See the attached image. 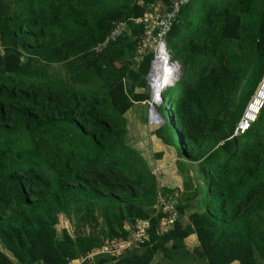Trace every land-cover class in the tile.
I'll list each match as a JSON object with an SVG mask.
<instances>
[{"label": "trees", "instance_id": "trees-1", "mask_svg": "<svg viewBox=\"0 0 264 264\" xmlns=\"http://www.w3.org/2000/svg\"><path fill=\"white\" fill-rule=\"evenodd\" d=\"M156 1L173 3L0 0V264L264 263V104L234 135L264 75V0H197L166 36L182 71L159 107V134L198 173L165 229L157 192L168 201L172 191L121 121L148 99L136 89L148 88L152 56L135 53L143 23L134 19ZM60 215L74 219L73 234L57 231ZM137 219L149 222L139 247L86 257L127 238ZM158 252L167 262L154 261Z\"/></svg>", "mask_w": 264, "mask_h": 264}, {"label": "rangeland", "instance_id": "rangeland-1", "mask_svg": "<svg viewBox=\"0 0 264 264\" xmlns=\"http://www.w3.org/2000/svg\"><path fill=\"white\" fill-rule=\"evenodd\" d=\"M196 2L197 0H192L193 6ZM151 5L152 7H149V4L145 6V11L149 14L153 13L155 10H161L163 8V4L158 1L151 3ZM174 47L175 39L167 40V48L172 51ZM55 70H60V68L56 66ZM179 86L180 80L163 93L165 103L173 98L176 91L179 89ZM151 89V85L144 89L137 88V91H147L148 99L134 103L130 110L124 115V118H121L122 126H124L125 119V141L129 146L142 155L152 172L158 167H160L159 169H162V174L158 172L156 173L158 186H161L164 191H166L165 189H169L172 192L167 193L168 201H165V197L161 195L160 191L158 192L157 197L160 201L164 200L167 205H171L173 210L176 211V207L174 208V206H176L177 201L178 204H181V202L184 203L185 201V195H183L185 191L183 182L187 177H195L197 175V164L189 161L184 156L178 155L173 147L165 144L160 137L159 132L165 124V117L159 110L161 102H155L153 100ZM195 181L199 180L195 179ZM178 192H180L179 197ZM170 208V206H165L163 211H167ZM187 211H189V209H187ZM179 217L180 216L177 215L176 220L178 219L179 221ZM73 220L74 219H67L60 215L56 224L57 231L60 232L62 228H66L70 234H73L75 229L72 225ZM137 220H135V222ZM168 225L170 224L165 223V221H161L160 223L162 229H165ZM131 226L126 225V228ZM157 260L164 263L167 262V259L162 256L161 252L156 253L154 261Z\"/></svg>", "mask_w": 264, "mask_h": 264}, {"label": "built area", "instance_id": "built-area-1", "mask_svg": "<svg viewBox=\"0 0 264 264\" xmlns=\"http://www.w3.org/2000/svg\"><path fill=\"white\" fill-rule=\"evenodd\" d=\"M189 0H172L170 8L164 7L161 10H155L153 13L149 14L144 11V15L141 18L134 19L136 22L143 23V32L136 40L135 53L138 56H144L151 54L152 58L150 61L149 72L146 76V81L151 85L161 82V90L168 89L172 84H174L179 78V64L172 56L171 51L167 48V34L170 32L173 23L175 22L178 11L181 5L187 3ZM149 7H152L151 3ZM122 30V25H115L109 37L114 39L117 37ZM109 37L107 39H109ZM165 77H167L165 81ZM165 82V83H164ZM264 75L258 84L255 93L248 100L246 108L244 109L243 115L236 127V133L241 134L245 132L250 123L255 121L260 109L263 107L264 98L258 99L260 93L264 94ZM158 90L155 91V96H157ZM258 100L259 105H256V112L250 113L251 117H247L249 114V108ZM158 194V193H157ZM164 204V205H162ZM156 205L170 206L171 208L164 213H168L169 216L164 218L162 221L165 223H173L176 218V211L173 210L171 205H167L166 202L160 201L157 197ZM149 227V222L147 219L137 220L131 227H129V235L125 239H113L106 241L101 247L93 249L86 257L91 258L96 254H108L109 256L119 257L127 250L139 247L141 243L148 239L147 229ZM85 257V258H86ZM84 258L76 260V263L83 261Z\"/></svg>", "mask_w": 264, "mask_h": 264}, {"label": "clouds", "instance_id": "clouds-1", "mask_svg": "<svg viewBox=\"0 0 264 264\" xmlns=\"http://www.w3.org/2000/svg\"><path fill=\"white\" fill-rule=\"evenodd\" d=\"M189 3H192V0H189L187 3H185V4H183V5H181L180 7H183V6H185V5H188ZM179 10H180V8H179ZM178 13H179V11H178ZM178 16V15H177ZM167 40H168V38H167ZM171 53H172V51H171ZM145 56V55H144ZM152 56V55H151ZM172 56H173V54H172ZM139 58H140V56H138ZM141 57H143V56H141ZM152 58V57H151ZM176 60V59H175ZM151 61V60H150ZM178 61V60H177ZM178 64H179V61H178ZM180 75H181V72H180ZM180 75H179V78H180ZM147 76V75H146ZM179 78L177 79V81L179 80ZM145 80H146V77H145ZM176 81V82H177ZM147 82V81H146ZM175 82V83H176ZM174 83V84H175ZM147 84H148V86H149V83L147 82ZM174 84H172V85H174ZM167 90V89H166ZM166 90H158V93H157V97H158V99L155 101V102H164V104H165V100H164V97H163V93L166 91ZM151 92H152V98H153V95H155V90L152 88L151 89ZM160 103V104H161ZM239 123V122H238ZM238 125V124H237ZM237 125H236V127H237ZM236 127H235V130H234V135H239V134H237L236 133ZM249 128V127H248ZM244 133V132H243ZM158 193V192H157ZM155 207H157V205H155ZM163 212V211H162ZM164 213V212H163ZM177 215H178V213H177V211H176V217H177ZM175 220H176V218H175ZM174 220V221H175ZM174 221H173V223H174ZM173 223H170V224H173ZM162 227V226H161ZM165 228H167V226L165 227Z\"/></svg>", "mask_w": 264, "mask_h": 264}, {"label": "bare ground", "instance_id": "bare-ground-1", "mask_svg": "<svg viewBox=\"0 0 264 264\" xmlns=\"http://www.w3.org/2000/svg\"><path fill=\"white\" fill-rule=\"evenodd\" d=\"M164 79H165V81H166L167 77H165ZM157 82H158V83H155V84L153 85V89H154L155 91H157V89H160V90H161V82H160V81H157ZM164 83H165V82H164ZM263 90H264V88H263ZM263 98H264V94H263V93H260V94L258 95V99H263ZM157 99H158V97L155 96V95H153V100L156 101ZM256 105H259V101H258V100H256V101L254 102V104L249 108V114L247 115V117H251L250 113H254V112H256Z\"/></svg>", "mask_w": 264, "mask_h": 264}, {"label": "crops", "instance_id": "crops-1", "mask_svg": "<svg viewBox=\"0 0 264 264\" xmlns=\"http://www.w3.org/2000/svg\"><path fill=\"white\" fill-rule=\"evenodd\" d=\"M185 244L188 245L190 248H193L198 245L196 236L194 234H190L184 240ZM231 264H238L237 262H233Z\"/></svg>", "mask_w": 264, "mask_h": 264}, {"label": "water", "instance_id": "water-1", "mask_svg": "<svg viewBox=\"0 0 264 264\" xmlns=\"http://www.w3.org/2000/svg\"><path fill=\"white\" fill-rule=\"evenodd\" d=\"M179 71H180V72L182 71L180 63H179Z\"/></svg>", "mask_w": 264, "mask_h": 264}, {"label": "flooded vegetation", "instance_id": "flooded-vegetation-1", "mask_svg": "<svg viewBox=\"0 0 264 264\" xmlns=\"http://www.w3.org/2000/svg\"><path fill=\"white\" fill-rule=\"evenodd\" d=\"M264 264V263H263Z\"/></svg>", "mask_w": 264, "mask_h": 264}]
</instances>
